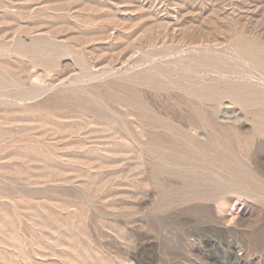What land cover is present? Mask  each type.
I'll list each match as a JSON object with an SVG mask.
<instances>
[{"label":"rangeland","instance_id":"rangeland-1","mask_svg":"<svg viewBox=\"0 0 264 264\" xmlns=\"http://www.w3.org/2000/svg\"><path fill=\"white\" fill-rule=\"evenodd\" d=\"M263 50L264 0H0V264H264V191L191 140L264 182Z\"/></svg>","mask_w":264,"mask_h":264},{"label":"bare ground","instance_id":"bare-ground-1","mask_svg":"<svg viewBox=\"0 0 264 264\" xmlns=\"http://www.w3.org/2000/svg\"><path fill=\"white\" fill-rule=\"evenodd\" d=\"M198 41V40H197ZM248 42H250V41H248ZM253 42V41H252ZM234 43H235V46L236 47H239V48H241L242 50H245V49H247L246 47H245V43L243 42V39L242 38H238V39H236L235 41H234ZM247 43V42H246ZM247 45V44H246ZM253 45H255V44H253ZM215 46V45H214ZM252 46V45H251ZM253 47V46H252ZM201 48V47H200ZM235 48V47H234ZM250 48V47H249ZM248 48V49H249ZM210 49V48H209ZM216 49H218V48H216ZM251 49V48H250ZM254 49V48H253ZM255 50V49H254ZM259 50V49H258ZM211 51V50H210ZM216 51V50H215ZM264 51V50H263ZM247 52H248V50H247ZM254 52V51H253ZM256 52H258V51H256ZM249 53V52H248ZM252 54V53H251ZM218 56V55H217ZM254 56V55H253ZM200 57V56H199ZM198 58V57H197ZM200 59V58H199ZM184 60V59H183ZM255 60V59H254ZM196 61V60H195ZM205 61V60H204ZM260 61V60H259ZM236 62V61H235ZM185 67V66H184ZM233 67V66H232ZM229 69V68H228ZM179 71V70H178ZM177 73V72H176ZM162 74V73H161ZM243 74V73H242ZM257 74V73H256ZM198 75V74H197ZM223 75V74H222ZM231 75V74H230ZM228 77V76H227ZM232 77V76H231ZM230 77V78H231ZM165 78V77H164ZM210 78V77H209ZM229 78V77H228ZM171 79V78H170ZM220 79V78H219ZM210 80V79H209ZM233 80V79H232ZM187 83H186V87H187V89H189V90H191V91H194V93L195 92H201L202 90H204V91H208V92H213V93H215V92H217L218 91V89H219V85H217V84H215L213 81H212V83H207L206 85H204L202 82H200V80L198 81V79H196L195 77H192V76H190V77H188L187 78ZM211 81V80H210ZM209 81V82H210ZM251 81V80H250ZM152 82V81H151ZM170 82V81H169ZM225 88H227L226 86L224 87L223 86V89H225ZM222 89V88H221ZM230 89V88H229ZM187 92V91H186ZM190 93V92H189ZM196 94V93H195ZM208 94V93H207ZM216 94V93H215ZM243 94V93H242ZM188 95V94H187ZM191 95V94H190ZM206 96V95H205ZM220 97V96H219ZM137 99V98H136ZM140 101V100H139ZM140 111V110H139ZM254 114H255V112H254ZM255 118H256V121H257V123H259V126L258 127H256V130L258 131V133H264V128L262 127V126H260V124H264V111H259V112H256V114H255V116H254ZM163 122V121H162ZM162 122H161V124H162ZM165 122V121H164ZM214 127V126H213ZM161 128V127H160ZM222 129V128H221ZM168 131H170V130H168ZM174 131V130H173ZM185 133H186V131H184ZM183 133V132H182ZM180 134V133H179ZM178 134V135H179ZM212 138V137H211ZM199 139V138H198ZM215 139V138H214ZM195 144H197V145H201V152L204 154V156H206V157H208V159L210 158V160L213 162V163H215V164H222V165H225V166H227V167H229L230 169H232L233 171H234V174L236 175V178L238 179V181L240 182V184H242V185H247V186H250L251 188H254V189H259V190H263L264 191V182H262V181H258L257 179H255V177H253L254 176V174L252 175L248 170H246V169H244L242 166H243V164L242 165H240V161L238 162V161H236L237 160V158H236V160L234 159H231V157H228V155H223L219 150V147H217L215 144H214V141H210V142H204V143H202V142H198L197 140H195V139H191ZM218 140V139H217ZM224 140V139H223ZM176 143H178V142H176ZM193 145V144H192ZM177 147V146H176ZM195 147V146H194ZM180 148V147H179ZM178 149V148H177ZM195 150V149H194ZM200 150V149H199ZM181 151V150H180ZM186 151V154L187 155H194L195 156V154H193L192 152H190L189 150H185ZM233 151V150H232ZM196 153V152H195ZM185 154V153H184ZM201 155V154H200ZM197 158V157H196ZM203 158V157H202ZM207 159V160H208ZM167 160V159H166ZM191 160H192V158H191ZM209 161V160H208ZM193 162V161H192ZM202 162V161H201ZM211 162V163H212ZM210 163V164H211ZM213 163H212V165H213ZM169 164V163H168ZM179 165V164H178ZM182 166V165H181ZM184 166H186V164L184 165ZM198 166V165H197ZM191 167V166H190ZM207 167V166H206ZM216 167V166H215ZM177 168V167H176ZM179 168V167H178ZM200 168V167H199ZM210 169H211V167H210ZM212 171H214V170H211V171H209L210 173H208L207 175L209 176V178H208V176H207V178H203V181L201 180V181H199V180H193V181H191V183H190V187H191V189L196 193V194H201L203 191H205L206 189L208 190H211V192L209 193V194H207V195H209L208 197H209V199H213V198H215V196H217L218 194H220V192H222L223 191V189H224V187H225V185L221 182V181H219V180H217V179H214L213 177H212V175H213V173L214 172H212ZM224 171V170H223ZM176 172V171H175ZM192 172H194V171H192ZM195 172H197V171H195ZM205 172V171H204ZM211 172H212V175H211ZM228 172H229V169H228ZM184 173V172H183ZM216 173V172H215ZM201 174V173H200ZM231 174V173H230ZM215 175V174H214ZM217 175V174H216ZM215 175V176H216ZM190 176V175H189ZM206 176V175H205ZM221 176V175H220ZM182 177V176H181ZM217 177V176H216ZM219 177V176H218ZM217 177V178H218ZM223 177V176H222ZM235 177V176H234ZM201 178V177H200ZM221 178V177H220ZM210 179V180H209ZM222 179V178H221ZM227 179V178H226ZM187 180V179H186ZM223 180H225V179H223ZM260 180H261V178H260ZM232 181V180H231ZM186 183V182H185ZM227 183H228V181H227ZM226 183V184H227ZM229 183H230V181H229ZM237 184H238V182H237ZM230 185V184H229ZM233 188V187H232ZM234 190V189H233ZM253 190V189H252ZM224 191H226L225 189H224ZM228 191H229V189H228ZM233 192V191H232ZM253 193V192H252ZM258 193V192H257ZM235 194V193H234ZM264 196V195H263ZM261 197V196H260Z\"/></svg>","mask_w":264,"mask_h":264}]
</instances>
